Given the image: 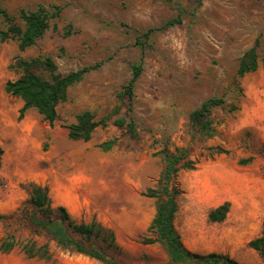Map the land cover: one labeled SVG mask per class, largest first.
Instances as JSON below:
<instances>
[{"label": "rangeland", "instance_id": "obj_1", "mask_svg": "<svg viewBox=\"0 0 264 264\" xmlns=\"http://www.w3.org/2000/svg\"><path fill=\"white\" fill-rule=\"evenodd\" d=\"M40 6L60 10L33 45L20 51L16 37L0 41V242L6 234L17 241L0 250V264H103L22 226L28 182L46 185L52 205L65 207L74 222L111 230L114 246L106 253L120 263L167 264L162 242H149L158 200L148 190L162 187L163 152L187 147L194 168L179 169L171 182L183 247L263 264L249 242L264 221V0H0L21 27L19 11ZM170 19L179 23L164 26ZM6 26L0 14V29ZM252 47L258 67L238 77ZM35 57H49L61 74L100 62L68 88L53 124L34 108L19 118L22 100L4 90L20 75L18 60ZM137 64L132 95L120 102L117 93ZM212 97L223 103L207 115L214 130L207 137L191 113ZM84 110L95 120L107 117L106 125L88 141L71 140L67 126ZM112 140L110 149L100 147ZM224 202L223 220H209ZM28 239L47 243L49 258L27 257L21 244Z\"/></svg>", "mask_w": 264, "mask_h": 264}, {"label": "trees", "instance_id": "obj_2", "mask_svg": "<svg viewBox=\"0 0 264 264\" xmlns=\"http://www.w3.org/2000/svg\"><path fill=\"white\" fill-rule=\"evenodd\" d=\"M59 10L60 8H57V11L52 14H49L42 6L30 11L20 10L18 16L23 22V27H21L0 8V14L7 22L6 28L0 29V41L16 37L18 39V49L20 51L24 50L33 45L35 40L43 35L49 27V20L58 15ZM174 23H179V19H170L165 22L164 26ZM150 32L151 29H148L141 33V36L147 39ZM136 43L142 44L138 41ZM99 66L100 62H96L61 74L56 71V65L49 57L19 59L17 67L20 70V75L15 80L7 81L4 90L6 93L22 100V106L18 111L19 118H22L26 110L34 108L49 124H53L57 118L56 106L66 101L68 88L79 82L86 73ZM257 67V54L255 48L252 47L241 57L237 76L242 77L246 73L256 70ZM40 73H44V77ZM140 73L141 65H134L130 80L117 93L120 102H122L124 96L130 99L133 83ZM222 103L223 98L212 97L203 101L191 113L193 125L207 137L212 136L214 132L207 115L213 107L220 106ZM119 109L118 106L114 112L117 113ZM130 109L129 105L128 111H131ZM106 121L107 117L95 120L90 111H81L76 115L75 122L67 126L68 138L88 141L94 129L98 126H105ZM124 122L125 120L122 119L118 123L122 125ZM126 125L128 131L134 135L135 128L132 115L128 117ZM113 143V140L107 141L102 143L100 147L108 150ZM221 151L224 152V150ZM2 152L3 150L0 147V157ZM188 155V147L176 149L174 152L167 150L163 152L162 187L159 191L148 190L149 195H157L158 200L155 215L149 226L150 231L156 235V238L149 240V242H162L169 258L167 264H237L226 256L214 253L200 255L190 252L183 247L179 235L174 229L173 219L177 210L175 198L179 191L171 186V182L179 169L194 168V163L188 159ZM25 190L29 195V207H22L17 219L30 233L49 237L58 245L88 255L103 264H123L106 253L108 248L114 246L115 239L111 230L104 229L94 222H74L65 207L52 205L46 185L28 182L25 184ZM227 211L228 203L224 202L210 210L208 218L211 221H222ZM0 217L3 216L0 215ZM16 244L15 236L6 234L0 242V250L9 252ZM249 246L258 252L264 264V221L262 222L261 234L251 240ZM21 249L27 257L49 258L47 243L38 245L36 241L28 239L21 244Z\"/></svg>", "mask_w": 264, "mask_h": 264}]
</instances>
